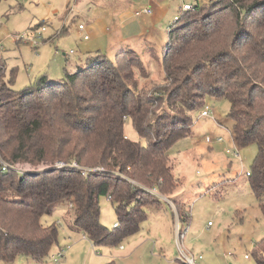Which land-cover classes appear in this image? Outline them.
<instances>
[{
  "label": "trees",
  "instance_id": "obj_1",
  "mask_svg": "<svg viewBox=\"0 0 264 264\" xmlns=\"http://www.w3.org/2000/svg\"><path fill=\"white\" fill-rule=\"evenodd\" d=\"M2 63L0 259L5 263L45 259L59 228L42 218L62 206L95 246L116 247L138 232L145 208L160 204L156 194L168 197L177 189L168 152L190 134L191 113L208 106L209 98L229 101L234 142L258 147L249 177L264 213V0L192 5L169 31L162 63L166 81L151 92L138 90L134 68L142 62L134 51L115 59L98 54L64 79L42 78L22 92L5 80ZM127 122L138 141L126 136ZM59 162L66 166L57 167ZM23 164L35 173L14 170ZM102 197L109 198L119 219L112 230L100 221ZM255 248L257 264H264V238Z\"/></svg>",
  "mask_w": 264,
  "mask_h": 264
},
{
  "label": "rangeland",
  "instance_id": "obj_2",
  "mask_svg": "<svg viewBox=\"0 0 264 264\" xmlns=\"http://www.w3.org/2000/svg\"><path fill=\"white\" fill-rule=\"evenodd\" d=\"M214 1L217 0H162L151 16L136 19L138 28L129 34L126 45L120 42L123 34L117 43L98 28L85 42L78 32L81 24L93 29L96 25L112 27L118 16L117 10L111 12L116 7L112 0H0L5 80L13 81L12 90L22 92L38 85L42 78L46 83L64 79L67 73L76 71L74 64L83 62L84 57L87 61L103 54L115 59L116 51L134 50L142 62L134 68L138 90L151 92L166 81L162 63L168 33L176 17L183 16L180 7L206 6ZM142 9L134 5L131 11ZM42 27L46 32L38 47L27 37L15 40ZM71 50L75 54H70ZM207 105L213 117H202L203 109L192 112L194 125L190 134L168 152L179 179L177 189L168 197L156 194L160 204L145 208L146 218L138 232L116 247L95 246L73 227L70 208L62 206L42 218L45 225L55 223L59 228L58 242L50 254L39 260L18 257L11 264H189L187 257L194 258L195 264H257L255 244L264 238V213L246 172L253 168L258 147H240L234 142V122L229 117L231 105L227 99L209 98ZM125 133L129 139L139 140L131 122H127ZM201 136L216 142L203 143ZM219 138L221 142H217ZM236 148L241 159L227 154ZM3 163L5 169L10 168ZM33 168L23 164L14 170L19 174L35 173ZM100 205V221L112 230L119 222L115 208L107 197L101 198ZM179 233L185 236L178 239ZM62 251L64 256L56 261L54 256ZM0 264L8 263L0 259Z\"/></svg>",
  "mask_w": 264,
  "mask_h": 264
},
{
  "label": "crops",
  "instance_id": "obj_3",
  "mask_svg": "<svg viewBox=\"0 0 264 264\" xmlns=\"http://www.w3.org/2000/svg\"><path fill=\"white\" fill-rule=\"evenodd\" d=\"M112 1L116 5V7L114 6L115 8H112L111 12H116V10L118 11V16L115 18V21H114L115 24L112 27H109V28H101L100 25H96L94 27V29L91 28V27H88L87 25L84 24L86 26V30L84 32H81L79 30V28H78V30H79L78 32L80 34V37H82L83 41H85V42L90 41L91 37H92V34H94L95 31H97V29L99 28L100 29L99 32H107V33H109V35H111L112 39L118 40L117 43L119 42L120 34H123L122 35V39H121L122 41H120V42H124L123 44H125L126 43L125 40H129V38H128L129 34L134 33L135 30L138 28V25L136 26V24H137L136 19H138V18L140 19V18H143V17L145 18V17L151 16V15H147V16L137 17L135 15L134 10L131 11L132 7H134V5H135V8L137 6H139V7L141 6V8H144V9L148 8V7H150L151 9H154V7H156V6L160 7V3L162 2V0H112ZM117 4H119V5H117ZM136 4H137V6H136ZM180 8L182 9V7H180ZM64 30H65V32L67 31L66 27H65ZM86 35L89 36L88 40L84 39V36H86ZM168 38H169V33H168ZM126 45H127V43H126ZM119 49L120 48L118 47L117 50H119ZM120 50H122V49H120ZM71 51H73V50H71ZM71 51H70V54H72ZM127 51H134V50H127ZM122 52H124V51H119V52L116 51V56L119 53H122ZM134 52H136V51H134ZM73 54H75L74 51H73ZM64 56L68 57L66 52H64ZM85 58L86 57H84V60H85ZM79 59L81 60V57H79ZM79 59H76V61H78ZM84 60H83V62L80 61L79 63L86 62ZM79 63L78 64H74V66H75L74 70H77L78 66H80ZM202 137L203 136H201L200 138H202ZM215 142H216V140L213 141L212 143H215ZM203 143H206V142H203ZM212 143H209V144H212ZM230 156H232V155H230ZM121 248H122V246H121Z\"/></svg>",
  "mask_w": 264,
  "mask_h": 264
},
{
  "label": "built area",
  "instance_id": "obj_4",
  "mask_svg": "<svg viewBox=\"0 0 264 264\" xmlns=\"http://www.w3.org/2000/svg\"><path fill=\"white\" fill-rule=\"evenodd\" d=\"M19 1H26V0H19ZM192 9V6L191 5H188V4H184L183 5V8H182V12L184 13V12H186V11H189V10H191ZM73 11V10H72ZM150 14H152V9L150 8V7H148V8H145V9H142V10H137L136 12H135V15L137 16V17H141V16H144V15H150ZM179 19V17H176V19H175V21H177ZM79 30L81 31V32H84L85 30H86V26L84 25V24H81L80 26H79ZM46 32V27H42L41 28V30H39L38 32H33V33H31L30 35H23V36H21V37H18V38H15V40L16 41H19V39H21V40H23V39H26V37L28 38V39H26L29 43H31L32 45H35L36 47H38L39 46V44H40V41H42L44 38H43V36H44V33ZM84 39L85 40H88L89 39V36L88 35H86V36H84ZM3 49H4V47H3V45L0 43V63H1V60H2V51H3ZM71 53L73 54V51H71ZM213 111L211 110V108L209 107V106H206L203 110H202V112H201V116L202 117H213ZM201 141L203 142H206V143H212V140L210 139V137H202L201 138ZM218 142H221L222 141V138H219L218 140H217ZM227 154H229V155H232L234 158H236V159H241V155H240V151H239V149H235V150H233V149H229L228 151H227ZM66 165H65V163H63V162H59L58 164H57V167H59V168H62V167H65ZM72 167H76V168H78L79 166H78V164L77 163H73L72 164ZM242 168H244V166L242 167ZM96 170H98V169H94L93 171H96ZM246 174H247V176H250L251 175V172H249V171H247L246 172ZM109 199V198H108ZM179 223H180V221L178 220V227H179ZM117 226V224L115 225V227ZM188 230V229H187ZM180 234V237L178 238V239H181V236H185V234L184 235H181V233H179ZM123 248V247H122ZM64 255H63V251L62 252H59L56 256H54V259L56 260V259H58V258H62ZM247 258H248V256H247ZM186 260H187V262L189 263V264H195V259L194 258H191V257H187L186 258ZM56 261H58V260H56Z\"/></svg>",
  "mask_w": 264,
  "mask_h": 264
}]
</instances>
